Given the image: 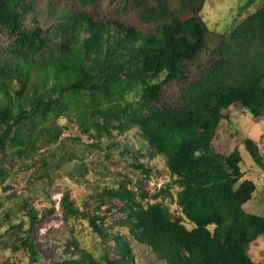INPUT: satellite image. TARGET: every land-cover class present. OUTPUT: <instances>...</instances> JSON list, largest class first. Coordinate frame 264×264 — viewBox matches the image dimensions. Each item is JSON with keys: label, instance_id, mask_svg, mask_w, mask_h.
Returning <instances> with one entry per match:
<instances>
[{"label": "trees", "instance_id": "16d2710c", "mask_svg": "<svg viewBox=\"0 0 264 264\" xmlns=\"http://www.w3.org/2000/svg\"><path fill=\"white\" fill-rule=\"evenodd\" d=\"M98 1L0 0V47L7 44L0 54H8L0 56V152L14 138L26 145L19 131L27 122L74 100L83 132L107 138L109 149L123 147V157L132 151L133 166L147 178L153 168L141 161L145 155L116 143L114 131L138 128L151 155L165 160L168 179L160 186L155 181L151 197L142 179L137 188L122 182L98 192L101 203L123 201L124 221L139 242L164 264H260L250 250L264 236V215L244 208L256 184L242 179L240 148L223 154L213 142L232 105L241 104L254 119L264 115V0L225 32L211 30L202 17L206 0H178L179 7L169 0H122L137 6L151 27L99 16L89 8ZM60 133L56 127L48 139L57 141ZM26 146L34 150V140ZM245 147L264 167L257 140L247 137ZM60 207L67 221L87 218L102 239L111 236L100 210L79 209L70 192ZM113 237L116 259L80 252L48 264H132L128 241ZM23 244L29 264L38 263L34 241L27 236Z\"/></svg>", "mask_w": 264, "mask_h": 264}, {"label": "rangeland", "instance_id": "374dc122", "mask_svg": "<svg viewBox=\"0 0 264 264\" xmlns=\"http://www.w3.org/2000/svg\"><path fill=\"white\" fill-rule=\"evenodd\" d=\"M262 1L206 0L200 13L211 30L225 32L253 13ZM169 3L171 7H179L178 0H169ZM123 6L122 0H101L89 5V8L99 16H121L142 27L153 25L140 19L137 6L132 3ZM3 45L0 52L7 44ZM0 56L8 57V54L3 52ZM11 95L15 99V93L11 92ZM170 95H174L173 89ZM70 102L66 101L63 111L52 112L46 119L42 115L36 116L20 129L19 133L25 141L34 140V150H29L26 146L28 142L23 144L21 137L19 141L11 139L4 152H0V264H29L28 251L23 244L27 236L42 254L35 264L77 257L80 252L98 260L116 259L120 256V248L113 235L128 241L134 259L132 264H164L165 261L149 246L136 239L130 224L125 223L127 214L121 208L123 201L117 197H106V202L101 203L98 195L105 186L114 187L122 182L130 188H137L138 180L142 179L143 187L151 197L156 189L155 181H159V186L161 181L168 179L164 158L162 155H151L150 146L138 128H131L122 134L114 131L116 143L133 146L145 155L141 161L153 168L151 177L147 178L133 166L132 151L131 157H123L120 154L123 147L109 149L107 138L97 140L94 134L84 133L77 120L74 100ZM223 113L225 118L217 130L214 146L223 154L240 148L244 171L242 179H251L256 184V190L244 208L248 212L264 215V167L253 160L245 147V139L252 137L260 144L264 154V115L254 119L241 104H234ZM56 127L61 130L60 138L51 141L48 134ZM96 141L97 144L93 145ZM98 144L104 149H99ZM105 149L110 157L106 156ZM66 192H70L79 209L91 213L100 210L105 216V229L111 235L109 238L102 239L87 218L73 217L69 221L64 218L60 201ZM159 201L169 203L172 210L176 208L168 199L161 198ZM250 253L255 261L264 264V236L252 244Z\"/></svg>", "mask_w": 264, "mask_h": 264}, {"label": "built area", "instance_id": "2783aa9c", "mask_svg": "<svg viewBox=\"0 0 264 264\" xmlns=\"http://www.w3.org/2000/svg\"><path fill=\"white\" fill-rule=\"evenodd\" d=\"M161 184V183H160ZM160 184H159V186H160Z\"/></svg>", "mask_w": 264, "mask_h": 264}]
</instances>
